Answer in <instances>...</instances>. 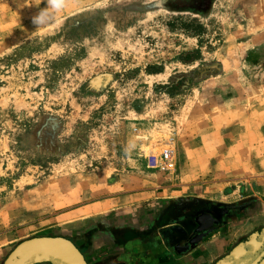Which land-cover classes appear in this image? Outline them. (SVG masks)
I'll return each instance as SVG.
<instances>
[{
  "label": "rangeland",
  "instance_id": "rangeland-1",
  "mask_svg": "<svg viewBox=\"0 0 264 264\" xmlns=\"http://www.w3.org/2000/svg\"><path fill=\"white\" fill-rule=\"evenodd\" d=\"M121 192L264 206V0H0V262Z\"/></svg>",
  "mask_w": 264,
  "mask_h": 264
},
{
  "label": "flooded vegetation",
  "instance_id": "flooded-vegetation-1",
  "mask_svg": "<svg viewBox=\"0 0 264 264\" xmlns=\"http://www.w3.org/2000/svg\"><path fill=\"white\" fill-rule=\"evenodd\" d=\"M254 201L246 199L234 202L228 205L222 203L204 201L197 198H180L178 200H169L158 213L155 208H144L138 217L142 220V226L131 225L126 227H118L98 222L93 225L84 227L80 231H73L66 236L70 238L83 254L88 264H107L109 260V252L107 250H99L95 246H87L85 243L94 241L93 236L96 232L108 234L111 237L118 236L124 229L137 237H146L148 241L155 244L154 251H140L141 254L135 255L149 257L150 260H157L159 264H185L182 256L184 250L192 248L206 236H209L216 230H222L229 222L238 221L250 211L254 209ZM209 215L201 219L202 225L210 228L202 239H198L195 244L184 245L188 243L191 237L195 236L198 231L197 217ZM138 223V222H137ZM139 224V223H138ZM188 249V250H189ZM8 255V253H7ZM6 255V256H7ZM6 256L0 262L3 264ZM215 263V262H214ZM212 263V264H214ZM31 264H52L48 261L34 262ZM196 264H202L197 262Z\"/></svg>",
  "mask_w": 264,
  "mask_h": 264
},
{
  "label": "crops",
  "instance_id": "crops-1",
  "mask_svg": "<svg viewBox=\"0 0 264 264\" xmlns=\"http://www.w3.org/2000/svg\"><path fill=\"white\" fill-rule=\"evenodd\" d=\"M123 193L124 192H121V194L118 196L112 197L110 199H104L105 203H99V209H96L95 211L93 210V213L91 214V216H96V214H98V216L94 217L93 219H88L87 221L90 222L89 225H94L96 221H98L108 225L118 226L120 228L131 225L133 226L134 224L137 226H142V220L138 218L141 214L138 212L140 206L139 203H133V201L129 203V201H126L128 195ZM172 196L175 197L162 196L153 199L152 204L150 205L154 207L155 210H158L155 213H158L159 210L162 209L161 207H163L167 201L180 199L179 197H176V195ZM189 196L182 198H199L204 201L222 203L224 205L238 202V200L228 201L223 199H214L205 195H196V197L192 195ZM243 200L246 199H242L240 201ZM107 202H113L114 204L110 207L101 209L102 205H107ZM253 204L254 209L252 212L250 211L238 221L227 223L224 228H222V230L220 229L218 231L216 230L215 232H212L209 236H206L201 241H199L195 247L193 246L190 249L188 248L189 250H184L183 253L185 254L182 256L184 263L196 264L197 262H201L202 264H212L220 257L227 254L236 243L256 229H245L243 227L246 223V220L251 216L253 217L257 211L256 207H264L263 203L259 199L254 201ZM88 208L95 209L98 207L97 204H91L83 206L79 210L87 213L90 210L89 209L86 211ZM86 213H83V217L90 216V214L88 215V213ZM93 239L94 241L86 242L85 244L87 246H95L97 248V252H99L101 249L107 250L110 255L107 264H159L157 260H150L149 257L144 256L143 253L141 256L134 257L135 255L141 254L140 251H154L153 249L156 248V243H151L146 237H137L135 234L130 233L126 229H124L116 237H111L108 234L105 236L103 233L96 232L93 236ZM186 244L187 243L184 245Z\"/></svg>",
  "mask_w": 264,
  "mask_h": 264
},
{
  "label": "water",
  "instance_id": "water-1",
  "mask_svg": "<svg viewBox=\"0 0 264 264\" xmlns=\"http://www.w3.org/2000/svg\"><path fill=\"white\" fill-rule=\"evenodd\" d=\"M209 215L199 216L198 233L191 237L187 245L195 244L202 239L210 228L202 225L201 219ZM64 233L40 234L18 242L6 256L3 264H31L34 262L48 261L52 264H88L75 243ZM258 238H264V225L256 228L236 243L227 254L220 257L214 264H220L224 259L231 258L234 253L243 247L251 246V242ZM264 264L263 256H255L251 264Z\"/></svg>",
  "mask_w": 264,
  "mask_h": 264
},
{
  "label": "bare ground",
  "instance_id": "bare-ground-1",
  "mask_svg": "<svg viewBox=\"0 0 264 264\" xmlns=\"http://www.w3.org/2000/svg\"><path fill=\"white\" fill-rule=\"evenodd\" d=\"M263 253L264 238H258L251 242V246L240 247L231 258L224 259L220 264H251L255 256L260 258V256H263Z\"/></svg>",
  "mask_w": 264,
  "mask_h": 264
},
{
  "label": "clouds",
  "instance_id": "clouds-1",
  "mask_svg": "<svg viewBox=\"0 0 264 264\" xmlns=\"http://www.w3.org/2000/svg\"><path fill=\"white\" fill-rule=\"evenodd\" d=\"M60 2H61V0H49V3H51L53 5L58 4Z\"/></svg>",
  "mask_w": 264,
  "mask_h": 264
},
{
  "label": "built area",
  "instance_id": "built-area-1",
  "mask_svg": "<svg viewBox=\"0 0 264 264\" xmlns=\"http://www.w3.org/2000/svg\"><path fill=\"white\" fill-rule=\"evenodd\" d=\"M166 153H168V151L166 150Z\"/></svg>",
  "mask_w": 264,
  "mask_h": 264
}]
</instances>
